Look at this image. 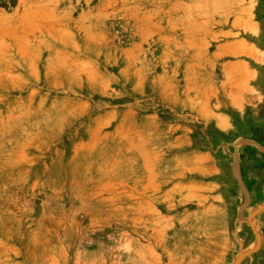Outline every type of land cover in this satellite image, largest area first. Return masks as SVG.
Instances as JSON below:
<instances>
[{
	"label": "rangeland",
	"instance_id": "374dc122",
	"mask_svg": "<svg viewBox=\"0 0 264 264\" xmlns=\"http://www.w3.org/2000/svg\"><path fill=\"white\" fill-rule=\"evenodd\" d=\"M30 15L0 26L56 34L82 77L76 95L126 111L115 188L169 183L186 171L185 152L196 184L161 212L131 209L121 228L101 222L105 211L69 220L73 197L35 196L26 210L0 211V264H264V0H84ZM110 236L156 241L163 256L124 260L131 245Z\"/></svg>",
	"mask_w": 264,
	"mask_h": 264
},
{
	"label": "crops",
	"instance_id": "0c3cea01",
	"mask_svg": "<svg viewBox=\"0 0 264 264\" xmlns=\"http://www.w3.org/2000/svg\"><path fill=\"white\" fill-rule=\"evenodd\" d=\"M83 2L0 0V21L17 22L30 14L53 12L60 16L68 3ZM0 31L5 32L0 33V197L10 195L18 201L10 207L0 204V211L26 210L25 206L35 196H42L45 203L51 197L70 196L73 199L67 209L71 212L69 220L73 218L72 211L88 212L94 217L105 211L106 218L101 222L121 228L124 224L120 219L127 218L131 209L139 210L147 204L161 212L163 201L171 205L191 196L190 188L196 184V157L192 152L179 155L186 171L172 176L169 183L158 176L134 193L125 187L116 189L113 168L116 144L120 143L123 150L125 146L123 138H115L119 132L130 131L125 109L116 111L115 107L107 106L98 111L96 103L82 93L76 95L83 86L82 77L75 69L68 71L73 66L66 65L64 44L51 38L56 34L16 26H0ZM108 125L114 127L108 129ZM139 130L143 131L141 125ZM99 135L107 139L100 140ZM125 153L129 151H123V157ZM104 166L106 170L100 172ZM205 197L211 205L212 196ZM107 241L131 245V251L122 253L124 260H155V254L163 256L156 241L149 239L124 237L120 241L110 236ZM148 247L154 251L144 250Z\"/></svg>",
	"mask_w": 264,
	"mask_h": 264
},
{
	"label": "bare ground",
	"instance_id": "6f19581e",
	"mask_svg": "<svg viewBox=\"0 0 264 264\" xmlns=\"http://www.w3.org/2000/svg\"><path fill=\"white\" fill-rule=\"evenodd\" d=\"M23 11V10H22ZM25 11V10H24ZM26 15V14H25ZM35 15H37V14H35ZM31 16V15H30ZM32 17V16H31ZM18 18H20V17H18ZM25 19H26V17H25ZM30 20V19H29ZM28 20V21H29ZM4 28V27H3ZM6 29V28H5ZM4 30V29H3ZM2 32H4V31H2ZM1 31H0V33H2ZM24 32V31H23ZM5 33V32H4ZM9 33V32H8ZM17 34V33H16ZM4 35V34H3ZM22 35H24L23 33H22ZM21 35V36H22ZM5 36H7V35H5ZM17 36V35H16ZM10 38H11V36H10ZM15 38V37H14ZM17 38V37H16ZM22 38V37H21ZM22 40V39H21ZM13 43V42H12ZM19 47V46H18ZM18 49H20V48H18ZM19 51V50H18Z\"/></svg>",
	"mask_w": 264,
	"mask_h": 264
}]
</instances>
